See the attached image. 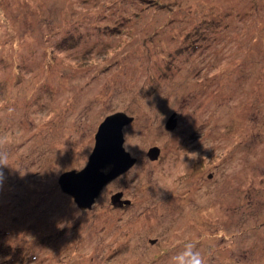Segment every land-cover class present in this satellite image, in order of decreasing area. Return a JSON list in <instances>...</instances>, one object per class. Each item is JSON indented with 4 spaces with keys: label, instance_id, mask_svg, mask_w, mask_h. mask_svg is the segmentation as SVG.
I'll use <instances>...</instances> for the list:
<instances>
[{
    "label": "rangeland",
    "instance_id": "374dc122",
    "mask_svg": "<svg viewBox=\"0 0 264 264\" xmlns=\"http://www.w3.org/2000/svg\"><path fill=\"white\" fill-rule=\"evenodd\" d=\"M116 111L137 161L83 209L59 176ZM188 244L264 264V0H0V264H176Z\"/></svg>",
    "mask_w": 264,
    "mask_h": 264
},
{
    "label": "water",
    "instance_id": "95a60500",
    "mask_svg": "<svg viewBox=\"0 0 264 264\" xmlns=\"http://www.w3.org/2000/svg\"><path fill=\"white\" fill-rule=\"evenodd\" d=\"M134 116L125 111L108 114L100 123L95 135V146L88 163L80 170L70 169L59 176L61 189L70 194L79 207L90 208L103 187L120 172H124L135 164L137 157L133 156L124 145L123 127L130 123ZM176 119L171 116L167 122L168 128H173ZM158 147L150 149L152 157L157 156ZM112 168L105 170L106 164ZM123 192L118 191L112 196V203L130 204V199L120 200ZM155 240V239H154ZM154 240H151L154 242Z\"/></svg>",
    "mask_w": 264,
    "mask_h": 264
},
{
    "label": "clouds",
    "instance_id": "9594fccd",
    "mask_svg": "<svg viewBox=\"0 0 264 264\" xmlns=\"http://www.w3.org/2000/svg\"><path fill=\"white\" fill-rule=\"evenodd\" d=\"M192 245H186V250L179 254L176 259V264H200L198 253L192 252Z\"/></svg>",
    "mask_w": 264,
    "mask_h": 264
},
{
    "label": "trees",
    "instance_id": "16d2710c",
    "mask_svg": "<svg viewBox=\"0 0 264 264\" xmlns=\"http://www.w3.org/2000/svg\"><path fill=\"white\" fill-rule=\"evenodd\" d=\"M68 39V38H67ZM69 40V39H68ZM19 256H20V253L18 256H15V260H14V263L16 264L19 260ZM20 258H23V255L20 257ZM21 262H23V260L21 259Z\"/></svg>",
    "mask_w": 264,
    "mask_h": 264
},
{
    "label": "bare ground",
    "instance_id": "6f19581e",
    "mask_svg": "<svg viewBox=\"0 0 264 264\" xmlns=\"http://www.w3.org/2000/svg\"><path fill=\"white\" fill-rule=\"evenodd\" d=\"M130 115V114H129ZM133 116V115H132ZM113 205H117V206H123L121 204H118V203H113Z\"/></svg>",
    "mask_w": 264,
    "mask_h": 264
}]
</instances>
